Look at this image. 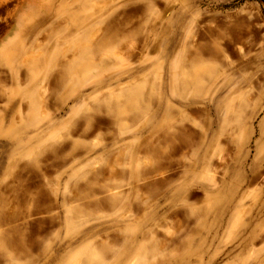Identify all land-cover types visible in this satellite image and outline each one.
<instances>
[{
  "label": "rangeland",
  "instance_id": "obj_1",
  "mask_svg": "<svg viewBox=\"0 0 264 264\" xmlns=\"http://www.w3.org/2000/svg\"><path fill=\"white\" fill-rule=\"evenodd\" d=\"M0 13V264H264V0Z\"/></svg>",
  "mask_w": 264,
  "mask_h": 264
},
{
  "label": "flooded vegetation",
  "instance_id": "obj_2",
  "mask_svg": "<svg viewBox=\"0 0 264 264\" xmlns=\"http://www.w3.org/2000/svg\"><path fill=\"white\" fill-rule=\"evenodd\" d=\"M13 1H11L10 3H9V7H8V5H7V7H6V9H7V11H8V9L9 10H13L14 9V7H16V4L15 3H12ZM6 13V12H5ZM5 13H0V37H1V35H2V32H3V26H4V24H5V20L8 18L7 17V14H5Z\"/></svg>",
  "mask_w": 264,
  "mask_h": 264
}]
</instances>
